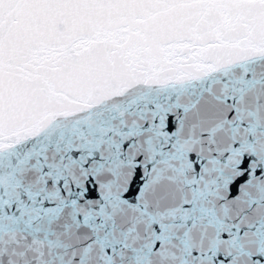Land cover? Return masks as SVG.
Returning a JSON list of instances; mask_svg holds the SVG:
<instances>
[{"label": "snow or ice", "instance_id": "1", "mask_svg": "<svg viewBox=\"0 0 264 264\" xmlns=\"http://www.w3.org/2000/svg\"><path fill=\"white\" fill-rule=\"evenodd\" d=\"M0 264H264V0H0Z\"/></svg>", "mask_w": 264, "mask_h": 264}]
</instances>
